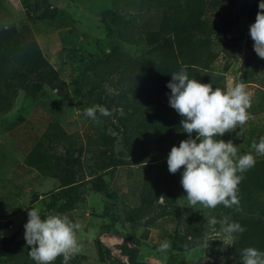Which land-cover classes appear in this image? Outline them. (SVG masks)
<instances>
[{
	"label": "rangeland",
	"instance_id": "obj_1",
	"mask_svg": "<svg viewBox=\"0 0 264 264\" xmlns=\"http://www.w3.org/2000/svg\"><path fill=\"white\" fill-rule=\"evenodd\" d=\"M258 4L0 0V30L14 27L12 41L38 49L56 77L37 89L43 74L25 75L28 89L16 88L0 113V264H35L24 239L33 207L80 225L83 251L69 264H241L243 248L264 251V156L251 147L264 137V59L249 34ZM7 56L0 49V68ZM181 68L213 87L242 81L251 97L252 119L218 137L256 157L238 207H189L181 172L168 171L171 147L188 138L167 87ZM92 106L98 122L83 115ZM210 216L245 231L226 245Z\"/></svg>",
	"mask_w": 264,
	"mask_h": 264
},
{
	"label": "clouds",
	"instance_id": "obj_2",
	"mask_svg": "<svg viewBox=\"0 0 264 264\" xmlns=\"http://www.w3.org/2000/svg\"><path fill=\"white\" fill-rule=\"evenodd\" d=\"M255 21L249 25V34L255 53L264 59V0H259ZM242 63V60L240 61ZM170 89L169 105L181 116L182 131L188 134L179 145H173L167 154V167L171 174L181 172L180 184L186 193L189 207L200 206L214 210L239 206V184L243 173L253 168L256 157L251 153H240L231 141L219 139L228 132L242 128L252 116L251 97L242 81L234 80L226 89L213 87L189 78L181 68L171 74L167 83ZM96 106L84 109L83 115L98 122ZM101 115H110L106 108H100ZM195 133V138H193ZM255 153L264 156V137L252 142ZM161 200L164 196L159 197ZM24 224V239L29 246V257L35 264H54L62 257V264L83 251L77 235L80 225L69 216L48 213L41 218L38 207L28 208ZM210 227L220 224V234L226 245H232L236 233L245 229L236 221L225 216L221 220L210 216ZM171 247L165 239L159 250L166 252ZM207 247V244H206ZM241 264H264V251L255 247L241 250Z\"/></svg>",
	"mask_w": 264,
	"mask_h": 264
},
{
	"label": "trees",
	"instance_id": "obj_3",
	"mask_svg": "<svg viewBox=\"0 0 264 264\" xmlns=\"http://www.w3.org/2000/svg\"><path fill=\"white\" fill-rule=\"evenodd\" d=\"M15 35L16 30L14 27L3 28L0 30V40L4 41V43L0 42V49L5 50L8 54L7 57H4L5 59L2 62L6 66L0 68V70L3 71V74L0 76V81H2L1 86H3L2 90L0 89V113L11 107L12 98H10V95L13 96L16 92V88L22 86L28 89V86L24 83L25 75H30L36 72L40 75L43 74L36 79L38 82L36 85L37 89L40 88L39 82L49 83L50 80L56 79L55 76L51 75V72L54 73L53 68H50L46 63L40 51L37 49L36 52L29 53L25 49V45L20 47L12 41L11 38L15 37ZM42 63L47 64L49 68L44 69ZM15 64L22 65L23 67H16ZM20 69L23 71H20ZM31 87L36 89L34 86ZM183 247L184 246H179L177 249H183Z\"/></svg>",
	"mask_w": 264,
	"mask_h": 264
}]
</instances>
